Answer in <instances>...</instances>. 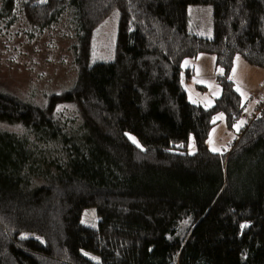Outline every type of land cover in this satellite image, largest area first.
<instances>
[{"label": "trees", "instance_id": "obj_1", "mask_svg": "<svg viewBox=\"0 0 264 264\" xmlns=\"http://www.w3.org/2000/svg\"><path fill=\"white\" fill-rule=\"evenodd\" d=\"M192 5L211 6L210 38ZM16 11L38 30L66 18L76 76L41 102L0 90V264H264V106L228 152L206 145L218 114L244 113L234 57L264 68V0H0V20ZM114 14L113 58L90 63ZM200 54L222 69L208 108L182 85Z\"/></svg>", "mask_w": 264, "mask_h": 264}, {"label": "rangeland", "instance_id": "obj_2", "mask_svg": "<svg viewBox=\"0 0 264 264\" xmlns=\"http://www.w3.org/2000/svg\"><path fill=\"white\" fill-rule=\"evenodd\" d=\"M45 0H40L44 2ZM189 30L205 38L212 36V8L210 5H192L187 8ZM66 18L45 30L33 29L17 11L14 20H0V90L15 94L24 99L41 102L45 94L61 92L75 80L73 65V31ZM117 30V15H112L101 27L90 63L109 62L113 58ZM212 55L200 54L195 58L184 59L182 69L193 71L189 82L183 81L188 102L205 108L212 106L221 94L218 77L221 68H216ZM230 80L239 93L244 105L242 116L255 113L264 99V68L246 64L241 56L234 57ZM74 116L69 106L57 110V118L62 120ZM216 124L211 129L206 145L213 153L228 152L246 120L241 117L232 129L224 123V116L215 117ZM22 133L19 128H5ZM188 152H195L192 140ZM81 222L96 227L98 218L93 209L84 210Z\"/></svg>", "mask_w": 264, "mask_h": 264}, {"label": "built area", "instance_id": "obj_3", "mask_svg": "<svg viewBox=\"0 0 264 264\" xmlns=\"http://www.w3.org/2000/svg\"><path fill=\"white\" fill-rule=\"evenodd\" d=\"M264 106V99L261 103V105L259 107H257L255 113H253L251 116H242L244 120H246V122H251L254 120V118L256 117V115L258 114V112L260 111L261 107Z\"/></svg>", "mask_w": 264, "mask_h": 264}]
</instances>
